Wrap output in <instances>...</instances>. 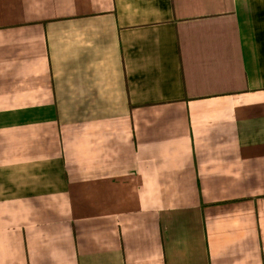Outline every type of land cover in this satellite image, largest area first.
Masks as SVG:
<instances>
[{
	"label": "crops",
	"instance_id": "1",
	"mask_svg": "<svg viewBox=\"0 0 264 264\" xmlns=\"http://www.w3.org/2000/svg\"><path fill=\"white\" fill-rule=\"evenodd\" d=\"M0 264H264V0H0Z\"/></svg>",
	"mask_w": 264,
	"mask_h": 264
}]
</instances>
